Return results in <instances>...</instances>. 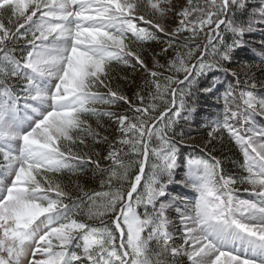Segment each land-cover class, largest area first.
Returning a JSON list of instances; mask_svg holds the SVG:
<instances>
[{
    "label": "snow or ice",
    "instance_id": "obj_1",
    "mask_svg": "<svg viewBox=\"0 0 264 264\" xmlns=\"http://www.w3.org/2000/svg\"><path fill=\"white\" fill-rule=\"evenodd\" d=\"M233 9L245 11V0H0V264H184L185 257L190 264H264V127L253 119L264 116V98L254 91L264 82L252 77L239 89V74L223 63L244 46V33L264 26V0L246 26L236 23L235 12L229 18ZM169 17L172 25L162 22ZM153 40L159 50L146 52L141 45ZM259 55L264 59V48ZM114 61L143 70L133 96L113 85ZM214 66L237 81L225 91L204 147L233 141L243 156L233 163L247 175H227L211 156L214 162L188 158L186 177L177 180L180 149L167 133L173 117L194 110L184 97ZM216 87L214 80L197 91L210 95ZM151 156L159 163L144 184L146 196L135 198L145 205L141 218L130 201ZM86 169L109 191L86 190L79 183ZM113 180H128L127 190ZM238 182L251 185L256 201L235 196ZM168 184L191 188L193 198L173 196L157 207ZM173 206L178 226L168 218ZM105 216L98 226L81 219Z\"/></svg>",
    "mask_w": 264,
    "mask_h": 264
},
{
    "label": "trees",
    "instance_id": "obj_2",
    "mask_svg": "<svg viewBox=\"0 0 264 264\" xmlns=\"http://www.w3.org/2000/svg\"><path fill=\"white\" fill-rule=\"evenodd\" d=\"M177 3L183 4L186 3V0H177ZM245 5H246L245 11L241 12L233 9L228 13V16L229 18H232L233 12H235L236 23L238 24L242 23L246 26L250 18L258 19L259 8L261 7V0H245ZM162 22L168 25L173 24V20L172 21L166 20ZM138 26L149 27L148 25H143L142 22H140ZM262 27L264 26H261L258 23L254 24L253 30L251 32H246L243 35L244 46L236 49L233 52V56L231 60L223 62L224 65L230 70V72H236L239 74V81H240L239 89H243L245 87V81L249 80L252 77H255V80L253 82H257V83L264 82V62H262V60L259 57H257L253 52L254 49L261 51V49L264 48V44L261 43L262 41H264V31H261V29H263ZM20 31L23 32L24 30L21 29ZM128 35L129 37H131V33H129ZM232 35L233 34L227 30L223 32V36L225 37L228 43L232 42ZM200 40L202 41V43L206 42L203 33H201ZM22 45H23V41H21L19 45H15V47L19 48ZM141 46L144 48L146 52L151 49H155L158 51L160 47L158 42L155 40L145 42ZM133 47H135V45H133ZM15 55L19 57L21 54L19 51H17ZM210 59L211 57L209 56V60ZM146 62L148 64L149 69H152L153 61L150 55L146 57ZM112 70L114 77L113 85L115 86L116 84H119L120 86H122L129 96H133L134 93L137 90H139L138 86L143 85L145 75L143 73V70L140 69L139 66H137V69L134 71L131 67H128L126 65L114 61L112 64ZM166 75H169V73H165V76ZM177 75H179V78L181 79L183 78L182 73ZM124 77H127V81H125ZM163 79L164 77L162 76L161 80L163 81ZM197 79H198V84L192 88V94L186 95L184 97L186 109H194V110L191 112H189L188 110H184L181 113L180 117L178 118L173 117V119L175 120V124L173 125V128L167 133L168 136L172 137L175 140V142H177L178 147L180 149V158H179L180 167L177 168L176 170L175 179L183 180L186 177V173L188 171L187 168L188 158L207 159L209 160V162H214L211 160V156H216L223 161L224 172L227 175L235 176L239 180L241 176H246L247 173L239 166L238 163H233L234 161H239L240 163H242L243 161V156L238 146L233 141L226 140L223 144L218 141H214L213 142L215 145L214 150H212L211 145H209L207 148L204 147L206 141L208 140V132L211 130L209 125L214 119H216L218 111L222 110L224 106V100H223L224 93L230 86L236 85L237 77L230 74H226L222 69H218L214 66L212 70L206 72L203 76H200ZM214 80L217 84V87L214 89L212 94L207 95L197 91L198 88L210 86ZM133 81L135 82V84L129 87V85H131ZM17 91H19V89H17ZM153 91H155L154 87H153ZM254 91L255 93H257L258 97L264 96V88L258 87ZM237 96H238V91H237ZM169 99H171L170 95H169ZM156 103L158 104V106L162 107L160 101H157ZM179 103L180 101L178 99L177 107H179ZM97 107H102V106L98 105ZM126 107L127 106L124 105L122 107L112 108L110 110L122 112ZM169 115L171 114L169 113ZM184 117H188V118L185 119ZM257 120L259 124H264V120L263 121L259 119ZM89 122L92 124V127L95 128V118L89 117ZM109 133H111V129H109ZM104 134L105 133L101 131V135ZM113 135L114 134L109 135V139H113ZM225 136H227V133H225ZM187 141H189V143H184ZM150 144L153 148H156L159 145V141L155 137H153V139L150 141ZM103 147L106 148V146ZM81 148H83V146H81ZM0 159H2V157H0ZM141 159H143L142 156ZM101 163L103 166H106L109 162L102 161ZM154 163H159V160L157 159L156 156H151L150 162L146 165V174L142 177L141 183L137 185V192L133 193V199L132 201H130L135 205L137 214L141 218H143L144 216L145 205L135 204V198L137 193L146 196L144 184L152 175ZM199 171H201V169H199ZM137 172H138V167H136L135 169L132 170L131 173H129L130 178L134 179V174ZM70 175H71L70 173L65 171L64 173L65 181H67V178ZM166 179H167L166 177H161V182L166 181ZM79 183L82 186H84L86 190H89L93 193L109 191V187L107 185L103 187L101 186L100 178L98 175L96 177H93L90 169H86L85 172L80 175ZM112 183L116 187H119L120 184H123L125 189L127 190L129 182L128 180H123L119 182L113 180ZM233 188L235 189V193H234L235 196L239 197L240 199L246 198V196L250 192H252L251 185L247 184L246 182H238L237 184L233 185ZM245 189H248V191H245ZM167 196H186L187 198H190L191 196H194V193L191 188H185L180 184H168ZM97 199L100 200L101 198H97ZM125 200H127L126 195H125ZM147 208L148 211H151V207L147 206ZM168 218L169 220L172 219L169 216ZM81 219H84L85 222H87L90 225H97V226L100 225L101 219H104V221L107 222V216L92 220H88L87 217H82ZM142 235H146V232L142 233ZM117 236H119L118 233ZM80 242L81 244H83L82 240ZM118 242L119 241H117V243ZM177 243L181 244V242L179 241H177ZM152 246L153 248H155L154 243ZM53 248L54 250H59V247H56L54 245ZM69 248L71 250L76 251L77 253H82V248H73L72 246ZM184 264H190V262L187 261L186 257L184 258Z\"/></svg>",
    "mask_w": 264,
    "mask_h": 264
},
{
    "label": "rangeland",
    "instance_id": "obj_3",
    "mask_svg": "<svg viewBox=\"0 0 264 264\" xmlns=\"http://www.w3.org/2000/svg\"><path fill=\"white\" fill-rule=\"evenodd\" d=\"M30 12H31V10L29 9V11H28V13H26V14H30ZM37 14H39V13H37ZM195 15V14H194ZM168 21H172V18L171 17H169L168 19H167ZM263 28V30H264V27H262ZM253 52H254V54L256 55V56H258V57H260L261 59H262V57L259 55V53H260V50H253ZM262 62H264V59H262ZM184 143H189V141H187V142H184ZM5 179V182L6 183H10V178H7V177H5L4 178ZM173 196H167V197H158V199H157V207L159 206V202H161V201H163V202H167V200L168 199H171ZM192 198H193V196H192ZM192 198H188L189 200H191ZM256 196H255V198H254V200L253 201H256ZM149 207H151V205H148ZM181 207H182V205H181ZM168 216L169 217H171L172 219H170V221L173 223V224H175V225H179V223H180V221H179V215H178V213H177V211H176V207L175 206H173V207H170L169 209H168ZM245 215H247V214H245ZM41 219H43V218H41ZM172 231L173 232H175V228H172ZM182 235V233H176V236H177V241H179V242H181V244L183 243V241L182 240H180L179 239V237ZM53 244H54V246H56V247H59V245H58V242H56V241H53ZM32 247H35V245H32ZM69 247H71V245L69 246ZM28 252H29V256H28V258L30 259L31 258V255H30V253H31V247L28 249ZM39 258H42V256H38L37 257V259H39ZM214 258V257H213Z\"/></svg>",
    "mask_w": 264,
    "mask_h": 264
}]
</instances>
